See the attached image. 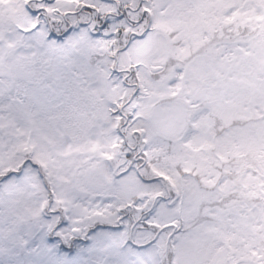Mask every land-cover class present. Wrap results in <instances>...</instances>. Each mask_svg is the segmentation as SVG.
I'll use <instances>...</instances> for the list:
<instances>
[{
    "label": "snow or ice",
    "instance_id": "6c2138e0",
    "mask_svg": "<svg viewBox=\"0 0 264 264\" xmlns=\"http://www.w3.org/2000/svg\"><path fill=\"white\" fill-rule=\"evenodd\" d=\"M0 264H264V0H0Z\"/></svg>",
    "mask_w": 264,
    "mask_h": 264
}]
</instances>
